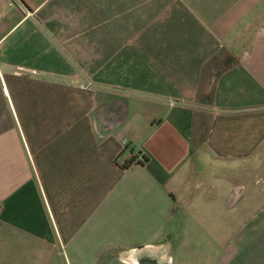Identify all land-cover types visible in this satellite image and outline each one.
Returning <instances> with one entry per match:
<instances>
[{
    "label": "crops",
    "instance_id": "obj_1",
    "mask_svg": "<svg viewBox=\"0 0 264 264\" xmlns=\"http://www.w3.org/2000/svg\"><path fill=\"white\" fill-rule=\"evenodd\" d=\"M154 246L264 264V0H0V264Z\"/></svg>",
    "mask_w": 264,
    "mask_h": 264
},
{
    "label": "rangeland",
    "instance_id": "obj_2",
    "mask_svg": "<svg viewBox=\"0 0 264 264\" xmlns=\"http://www.w3.org/2000/svg\"><path fill=\"white\" fill-rule=\"evenodd\" d=\"M152 123V120H149V122L147 123V125H150ZM213 200H218V199H215L213 198L212 194L210 193H203L199 198L197 197L196 201H195V204L198 205V207H202L203 205L204 206H208V204H212L213 203ZM204 210V209H203ZM223 215H225V210H224V213H222ZM230 215V216H229ZM203 216H204V213H203ZM228 217H230V222L231 223H235L238 219V215L237 214H234V213H229L228 214ZM182 234V236H181ZM179 238L181 240H187L188 238L186 237V233H181ZM149 251H142L141 253H144V254H149L151 257H157V259L160 261V262H163V256L161 255V251L162 249H160L159 247H149L147 248ZM165 261V260H164ZM166 262V261H165Z\"/></svg>",
    "mask_w": 264,
    "mask_h": 264
},
{
    "label": "water",
    "instance_id": "obj_3",
    "mask_svg": "<svg viewBox=\"0 0 264 264\" xmlns=\"http://www.w3.org/2000/svg\"><path fill=\"white\" fill-rule=\"evenodd\" d=\"M137 264H168V262H165L164 260L163 262H160L158 259L147 255L145 258H139Z\"/></svg>",
    "mask_w": 264,
    "mask_h": 264
},
{
    "label": "trees",
    "instance_id": "obj_4",
    "mask_svg": "<svg viewBox=\"0 0 264 264\" xmlns=\"http://www.w3.org/2000/svg\"><path fill=\"white\" fill-rule=\"evenodd\" d=\"M143 161V159L141 160ZM134 162V158L129 159L128 161H126L125 163H123V165L121 166L122 169H126L128 168L132 163Z\"/></svg>",
    "mask_w": 264,
    "mask_h": 264
},
{
    "label": "flooded vegetation",
    "instance_id": "obj_5",
    "mask_svg": "<svg viewBox=\"0 0 264 264\" xmlns=\"http://www.w3.org/2000/svg\"><path fill=\"white\" fill-rule=\"evenodd\" d=\"M147 255H149V254H147ZM147 255L143 253L142 255L139 256V258H145ZM153 258H155V257H153ZM155 259H157V258H155Z\"/></svg>",
    "mask_w": 264,
    "mask_h": 264
}]
</instances>
